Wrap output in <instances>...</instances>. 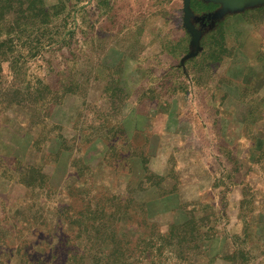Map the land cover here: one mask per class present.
I'll use <instances>...</instances> for the list:
<instances>
[{"label": "rangeland", "instance_id": "obj_1", "mask_svg": "<svg viewBox=\"0 0 264 264\" xmlns=\"http://www.w3.org/2000/svg\"><path fill=\"white\" fill-rule=\"evenodd\" d=\"M62 1L0 24V264H264V3Z\"/></svg>", "mask_w": 264, "mask_h": 264}, {"label": "trees", "instance_id": "obj_2", "mask_svg": "<svg viewBox=\"0 0 264 264\" xmlns=\"http://www.w3.org/2000/svg\"><path fill=\"white\" fill-rule=\"evenodd\" d=\"M59 4L46 5L43 0H0V24L6 25V23L12 24L11 27L21 28V33L28 38L32 30H41L44 31L45 36L48 40L47 43L55 41L54 34L55 32L51 29L52 22L54 18L60 15L65 6L62 0ZM199 3V2H198ZM201 4V3H200ZM208 5L213 6L212 4H201L202 8L207 7ZM6 34H17L16 30H6ZM27 32V33H26ZM72 33L70 28L64 26L63 30L60 32V38L67 36ZM35 38V35L34 37ZM38 41V38H36ZM116 108L113 106L112 109ZM66 212V210L64 211ZM75 220L81 221L80 217L73 216L70 217L69 221L74 222ZM69 223V222H68ZM227 255L225 256V258ZM237 259V256L233 254V259L231 264H245V261L235 263L234 260Z\"/></svg>", "mask_w": 264, "mask_h": 264}, {"label": "water", "instance_id": "obj_3", "mask_svg": "<svg viewBox=\"0 0 264 264\" xmlns=\"http://www.w3.org/2000/svg\"><path fill=\"white\" fill-rule=\"evenodd\" d=\"M223 2L228 7H231L233 9L242 8L247 5H258L261 3H264V0H218ZM183 10H184V16L183 21L186 25L187 29L192 32V43L193 45H197V36L194 33V29L191 27L190 22L188 21L189 16L191 15L192 11L189 7V0H183Z\"/></svg>", "mask_w": 264, "mask_h": 264}]
</instances>
